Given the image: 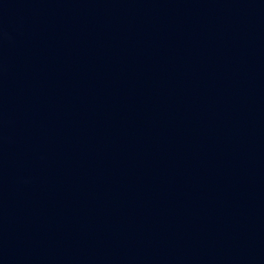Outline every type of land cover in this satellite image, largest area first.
I'll use <instances>...</instances> for the list:
<instances>
[{"label":"water","instance_id":"95a60500","mask_svg":"<svg viewBox=\"0 0 264 264\" xmlns=\"http://www.w3.org/2000/svg\"><path fill=\"white\" fill-rule=\"evenodd\" d=\"M0 264H264V0H0Z\"/></svg>","mask_w":264,"mask_h":264}]
</instances>
